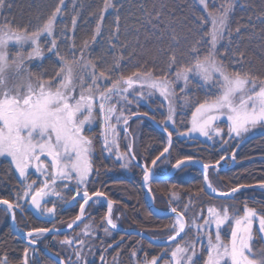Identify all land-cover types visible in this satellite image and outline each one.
Instances as JSON below:
<instances>
[{"label": "snow or ice", "instance_id": "obj_1", "mask_svg": "<svg viewBox=\"0 0 264 264\" xmlns=\"http://www.w3.org/2000/svg\"><path fill=\"white\" fill-rule=\"evenodd\" d=\"M237 3L238 0H220L219 3L217 0H195L204 15L193 17L188 35H180L174 23H163L166 5L157 8L154 4L151 11L141 5L144 13L143 19L138 21L141 27L148 25L150 32L161 41L167 34L170 41L166 53L165 49H159L167 59L165 66L159 68L161 75L156 76L157 65L149 68L146 63L132 65L135 70L124 75L131 60L130 54L126 58L125 49L131 45L120 40L122 26L118 12L107 34L111 63L103 55L100 65L91 58L90 43H99L97 38L103 35V13L116 10L111 0L103 4L91 42L83 41L79 49L75 43V17L70 30L65 26L57 32L65 0H58L50 14L34 27L15 24L14 18L10 20L4 15L12 9V0H0V167L18 173L20 180V189L13 200L0 199V206L13 221L16 210H23L25 206L41 215L54 217L57 202L69 203L65 193H74L71 201L77 204L79 211L67 228L73 229L80 224L83 228L80 238L65 237L60 242L72 251V255L67 261L57 257V264H74L73 257L75 264H88L83 253L88 247V238L95 239L93 225L84 223L86 206L90 201L99 203L106 194L99 190L91 194L88 191L94 173V140L86 133L92 132L98 117L102 123V150L114 155L116 160L122 161V167L127 168L135 162V153L131 143L126 145V152L120 151V131L128 133L131 116L149 115L148 112H133L130 106L154 103L156 99L165 102L162 123L167 133L166 146L150 162L141 165L146 183L153 179L152 169L157 161L167 158L174 132L183 138L199 135L208 141L219 139L222 145H228L233 139L240 141L255 130H264V77L244 70L245 53L237 42L243 39L242 29L254 30L255 24L250 16L247 24L237 23L232 27L231 15ZM257 19L264 23V14ZM132 31L136 33L135 44L139 45L140 28L133 25ZM182 41L187 43L186 53H181L187 56V63L178 61L177 50ZM61 46L67 49V55L61 53ZM46 61L54 64L50 73L44 67ZM225 61L233 66L231 71ZM9 71L17 77L13 86L8 83ZM193 83L203 92L202 102L189 96ZM177 85L180 86L179 95ZM187 108L192 109L190 120L181 132L175 125L178 116ZM222 121H226L227 133L220 127ZM169 124L173 126L171 131L167 127ZM121 125L124 127L120 128ZM227 158L234 160L235 152L231 157H221ZM193 161L192 156H185L173 167L179 169ZM210 168L213 166L203 165L205 188L210 194L231 199L245 187L240 184L227 192H218L208 180ZM33 175L36 179H31ZM259 187L264 190V183ZM148 191L151 192L150 187ZM194 199L196 197L190 195L182 210L171 208L172 235L161 245L166 250L151 258L144 253L143 259L136 264H264V247L254 248L256 234L259 241L264 242V214L246 203L242 215L230 213L227 206L209 205L189 219L187 213L195 207ZM115 203L107 201V213L103 218L107 225L103 227L106 236L117 228L112 215ZM50 232L59 230L53 226L26 233L28 247L22 250L19 264H30L38 239ZM189 234H192L191 240L187 239ZM131 256H137L135 249ZM100 260L103 264V254ZM0 264H10L6 253L0 255Z\"/></svg>", "mask_w": 264, "mask_h": 264}, {"label": "trees", "instance_id": "obj_2", "mask_svg": "<svg viewBox=\"0 0 264 264\" xmlns=\"http://www.w3.org/2000/svg\"><path fill=\"white\" fill-rule=\"evenodd\" d=\"M116 4V10L109 9L104 12V21L102 25L103 35L98 37L99 43L91 44V58L97 65L102 61L100 57L111 63V55L108 53L107 34L112 30L113 20L118 12L121 20V36L120 40L123 43L130 44L131 47L125 49L127 55H131L129 68L124 72V75H130L135 69L132 65L137 63H146L147 67L151 68L154 64L157 65V70L154 75H161L159 68L166 64V51L170 43L165 34V39L161 41L155 33L150 32L149 26L141 27L139 20L143 19L144 13L141 11V5L144 9L151 11L155 4L157 8L161 4L166 5L162 21L164 24L169 22L174 23L177 32L180 35H188V28L192 27V19L194 16L204 15L200 7H197L195 0H111ZM220 0H217L219 3ZM13 7L10 12H5L17 25L29 24L31 27L38 25L58 3V0H12ZM105 0H65V5L62 9V16L58 17L57 32L65 26L71 29V20L73 17L77 20L75 30V43L79 49L83 41L91 42V38L95 26L99 20V16L103 11ZM123 5L122 7L120 5ZM243 5V7L241 6ZM212 10L211 8L209 9ZM264 14V0H238L237 6L231 15V25L234 28L237 23L244 25L248 23V18L251 16L252 23L255 24V29H242L243 39L237 41L240 44L241 51L245 53L244 70L254 72L256 75L264 77V23L258 16ZM140 28L139 38L140 44L136 45L134 37L136 33L132 31V26ZM235 36V34L233 33ZM147 37V39H146ZM165 49V53H161L159 49ZM187 43L182 41L180 48L177 50L178 61L187 63V56L181 55L186 53ZM62 54L67 55V49L61 46ZM47 55V53H46ZM70 58V57H69ZM231 71L233 66L225 61ZM179 66V64H178ZM45 69L50 73L53 70L54 64L52 61H46ZM240 67V66H236ZM99 70V68H98ZM35 71V68H33ZM115 78V75L113 76ZM171 78V77H170ZM179 85H177V94L179 95ZM189 96L199 99L201 102L204 99L203 92L199 90L195 83L191 85ZM133 112H148L151 116L161 123L165 119L166 104L161 99H156L154 103H141L139 107L135 104L130 106ZM191 108L184 109L182 114L178 116L175 128L183 132L185 126L190 120ZM179 111V109H178ZM145 120V124L138 130L136 135L137 146L136 154L141 161L150 162L156 155L166 146L167 136L164 132L158 129L146 118L132 119L130 126L137 120ZM98 123L102 124L99 117ZM164 125V124H163ZM165 126V125H164ZM169 130H173L171 124L167 125ZM102 128L96 130V135L101 136ZM89 135V134H88ZM127 136V134H126ZM97 138L94 168L95 176L91 182V190H97L104 182V191L115 200L124 209L125 221L127 226H133L150 233L152 237L167 240L169 235H172L170 225L174 217L158 216L149 207L146 199V190L141 183L142 169L134 164V177L126 176L124 179H116L123 173L122 163L110 156L102 150V142ZM174 143L169 155L165 160H168L170 165L175 164L177 160L183 159L185 156L199 158L205 162H217L222 156L228 153L236 152L238 156L237 166L221 170L218 180L216 172L213 173V181L217 180L218 186L230 188L234 185H246L264 183V134L254 135L244 140L237 141L233 139L228 145L222 146L218 141L209 143L200 138H183L179 137L174 132ZM226 140V136L224 138ZM126 148V146H124ZM195 177L189 182H180L173 179L159 180L151 185V189L156 198L158 207L165 206L176 207L182 210L183 206L188 202L189 196L196 197L193 203L194 208L187 213L189 219L200 208L206 209L209 205L226 200L218 199L211 196L203 188L204 177L203 173L193 168ZM99 177V181L96 179ZM19 183L14 171H7L6 167H0V199H11L12 191L17 190L16 186ZM175 198V199H173ZM241 200L242 204L246 203L249 206L256 208L261 214H264V192H257L253 199L248 201ZM76 210L72 209L71 213ZM106 211L100 215L105 216ZM30 222L32 225H39L40 221L32 212L29 213ZM107 226L104 221L98 224V233H95V239H89L92 247H87L83 253L88 264H102L100 256L103 254L105 261L103 264H136L135 260H142L144 253L151 258L154 255H159L165 247L153 244L147 239L133 233H122L112 230L110 235H105L103 227ZM255 232V231H254ZM119 247H115L116 244ZM112 244L113 247L108 248L107 245ZM89 245V244H88ZM28 247L25 240L18 237L12 232L10 225L1 226L0 228V255L6 253L10 264H19L22 256V250ZM264 247V242L259 241L256 234V243L254 248ZM91 248L90 252L89 249ZM137 251V256L132 257V250ZM72 255V251L68 252V257ZM94 255V258H93ZM75 264V258L73 257ZM30 264H57L43 252L35 254L34 259H30Z\"/></svg>", "mask_w": 264, "mask_h": 264}, {"label": "flooded vegetation", "instance_id": "obj_3", "mask_svg": "<svg viewBox=\"0 0 264 264\" xmlns=\"http://www.w3.org/2000/svg\"><path fill=\"white\" fill-rule=\"evenodd\" d=\"M129 127H130V134L129 137H130V143L132 144L133 146V150H134V153L136 155V157L138 158L137 154H136V146H137V139H135L134 135L132 134V128L129 124ZM166 135V134H165ZM167 136V135H166ZM174 138V137H173ZM169 155V154H168ZM232 155V153H228L226 154L224 157H230ZM194 159H198V160H201L199 158H195L193 157ZM235 158H236V162H234L232 159L230 158H227V159H224V161H222V163H220V165L218 166H213V168L215 170H213V168H210L209 171H208V180L211 182V184L219 189L218 192H227L229 191L231 188L233 187H236L237 185H234L230 188H223L221 186H218V183H216V181L219 179L218 176H219V172L221 170H224V169H228V168H233L235 166H237V163H238V156L235 152ZM92 160H93V165H94V155L92 157ZM138 160L142 163L146 162V161H141L139 158ZM222 159L219 160V162L221 161ZM165 160V158H163L156 166V175L157 174V168L161 165V163H163ZM203 161V160H201ZM205 164H216L217 162H205L203 161ZM136 166H139V164H135ZM173 165H170V163L168 164L167 167H169L166 171H164V173H161L159 174V176H163L165 175L166 173H168L172 168H173ZM141 167V166H139ZM193 168H197L199 169L202 173H203V177H204V170H203V167L201 165H198L196 163H193L191 162L188 166H182L181 168L177 169L175 174L173 175V177L171 179L175 180V181H180V182H189L191 181L194 177H195V173L193 171ZM142 169V168H141ZM123 170H124V167H123ZM216 172V178L217 180L213 181V173ZM181 173L182 176L181 178H177L178 174ZM16 177L18 179V173H16ZM94 176H95V168H94V173H93V176L90 178V181L88 183V191L89 193L91 194L94 190H91V182L93 181L94 179ZM126 176H129V177H134V172L133 174L131 175H127L125 170L123 171L122 174H120L119 176H116V179H124L126 178ZM36 178L35 175H33L31 177V179H34ZM142 178H143V174H142V177H141V181H142ZM97 181H99V177L96 179ZM39 182V181H38ZM154 183V182H153ZM256 184H261V183H256ZM256 184H246L245 186H251V185H256ZM104 182H102V186L99 187V191H103L106 195L105 197L103 198H100V202L99 203H96V204H93L92 201L89 202V206H86V212H85V217H84V223H89V224H92L93 227L95 228V233H98V224H100V222L104 221V217L105 216H100L104 210L106 211L107 213V201L108 200H113L112 198H110V196L104 191ZM152 185V184H151ZM151 185H150V188H151ZM17 190L15 191H12V193H15L20 189V180H19V183L18 185L16 186ZM203 188L204 190L210 194L206 188H205V179H204V183H203ZM151 192L155 198V195L151 189ZM257 192H264V190H261L260 187H256V188H250V187H244L240 190L239 193H237L235 195L234 198H221V197H216V196H213V197H216L218 199H222V200H226L224 202H233L235 203L238 208L241 206H244V204H242L241 200H246L248 201L249 199H253L254 195L257 194ZM74 193L73 192H66L65 193V196L66 198L69 200V203L65 204L63 201H58L57 202V211H56V214L54 217H50V216H45V215H41V213L38 212L35 213L33 211V209L29 206H25V208L23 210H16L15 212V226L16 228L20 231V232H28L32 229H36V228H52L53 226L58 229L59 231H62V232H53V233H47L45 234L43 237H40L38 239V243H37V246H34L37 251L35 254H39V252H43L44 254H46L48 257H50L53 261H55L57 263V261L51 256L50 253H53L55 255H57L58 257H60L61 259L67 261L68 259V252L71 251L69 248L63 246L60 242L63 241L65 239V237H68L69 239H73V238H80V236H78L79 234L81 235V229L83 228V224H80L79 227H75L71 230H69L67 228V224L71 222V220L75 217V215L78 214V206L75 202H72L71 201V196L73 195ZM147 194V192H146ZM14 195H12L11 199L9 200H13L14 198ZM1 199H8V198H1ZM77 200H80V197H77L76 198ZM95 199V198H94ZM115 201V200H113ZM245 201V202H246ZM82 202V201H81ZM149 203V202H148ZM223 202H219V204H221ZM155 205H156V198H155ZM248 205V204H247ZM49 207H51V204L48 205ZM249 206V205H248ZM149 207H150V204H149ZM251 207V206H249ZM171 206L169 207V209H166L165 206L163 207H158L156 205V208L157 209V213L154 212V210L150 207V209L158 216H167V213L171 210ZM72 209H75L76 211L74 213H71V210ZM163 211L164 213L163 214H159L158 211ZM179 211V210H178ZM243 211V209H242ZM258 211V210H257ZM32 212L34 214V216L39 219L40 221V224L39 225H32L31 222H30V218H29V213ZM259 212V211H258ZM105 213V215H106ZM122 213V214H121ZM113 220L115 223H117L119 226H117L118 229H133L135 227L133 226H127L126 225V221H125V213H124V209H122V207L116 202L114 205H113ZM167 217H173V215L171 216H167ZM6 225H10L11 229H12V232L14 233V230L12 228V218H11V215L6 212L4 210V207L3 206H0V228L1 226H6ZM138 229V228H136ZM67 230V231H65ZM115 231H118L115 229ZM254 231H255V228H254ZM120 232V231H118ZM145 233H147L149 236L150 233L144 231ZM15 234V233H14ZM18 236V235H17ZM20 237V236H18ZM21 238V237H20ZM23 240L26 241V243L28 244L27 242V238H21ZM50 252V253H48ZM30 255V258H32L33 254L32 252L30 251L29 253Z\"/></svg>", "mask_w": 264, "mask_h": 264}, {"label": "rangeland", "instance_id": "obj_4", "mask_svg": "<svg viewBox=\"0 0 264 264\" xmlns=\"http://www.w3.org/2000/svg\"><path fill=\"white\" fill-rule=\"evenodd\" d=\"M8 83H9V86H13V85H15L16 83H17V77H16V74L13 72V71H9V73H8ZM162 100V99H161ZM98 118H97V121H96V123L93 125V130H92V132L91 133H86V134H89L90 135V137L94 140V154H95V148H96V143L98 142L97 141V138L96 137H98V135H96L97 133H96V130L99 128V127H101L102 128V124H99L98 123ZM145 124V120H142V119H140V120H137V121H135L133 124H132V134L134 135V137H135V139H136V135H138V130L139 129H141L142 128V126ZM163 125V124H162ZM164 126V125H163ZM120 128H122V127H124L123 125H121V126H119ZM220 127H222L223 129H224V131H225V133H227V127H226V121H222L221 123H220ZM258 134H264V130H255L254 131V133L253 134H249L247 137H245V138H243L242 140H244V139H247V138H249V137H252V136H254V135H258ZM226 136V140L228 139V137H227V135H225ZM194 138H200V139H202V140H204V141H207V142H209V143H216V142H218L219 141V139H216L215 141H208L206 138H204V137H201V136H199V135H195V136H193ZM98 138H100V142H102V137L99 135V137ZM225 138V137H224ZM131 141H130V137H129V135L127 134V136H126V134L123 132V131H120V138H119V147H120V151L121 152H126L127 151V148H125L124 146H126V145H128L129 143H130ZM220 142V141H219ZM222 146H224V145H222ZM110 156H114V155H110ZM115 157V156H114ZM119 162H121L122 163V161H119ZM134 162L133 163H131L127 168H124V170H125V172H126V174L127 175H131V174H133V172H134V170H135V167H134ZM168 164H169V161L168 160H166V161H164L163 163H161V165L157 168V174L159 175V174H161V173H164V171H166L169 167H167L166 168V166H168ZM166 169V170H165ZM181 176H182V174L181 173H179L178 174V176H177V178H181ZM36 177V176H35ZM34 179H36V178H34ZM39 183V182H38ZM213 186V185H212ZM73 187H74V185H73ZM214 187V186H213ZM215 188V187H214ZM215 189H217V188H215ZM217 191H219V189H217ZM146 199L148 200V201H150L151 200V197H150V195L149 194H147L146 195ZM212 206H216V207H224V206H227L228 208H229V211H230V213H237V212H239V214H243V211H242V209H243V207L244 206H241V208L239 207L238 208V206L235 204V203H233V202H223V203H221V204H219V203H214V204H211ZM158 213L159 214H163L164 212L163 211H158ZM122 214V213H121ZM174 223V219H173V222L171 223V225ZM117 224V223H116ZM171 225H170V229H171ZM117 226H119L118 224H117ZM254 228H255V226H254ZM139 230H141V229H139ZM143 231V230H142ZM95 236H96V234H94ZM222 235H223V233H222ZM78 236H80V234L78 235ZM152 237V236H151ZM152 238H154L155 240H157V241H160V242H162V240H165V239H160V238H156V237H152ZM193 237H192V234H189V236L187 237V239L188 240H191ZM89 239H91V237H89ZM89 239H88V241H89ZM225 239H227V237H225ZM89 245V247H92V243H88ZM90 250H91V248H90ZM90 250H89V252H90ZM165 250H163L162 252H164ZM93 258H94V255H93ZM91 258H89L88 259V261L90 260ZM137 260H135V262H136Z\"/></svg>", "mask_w": 264, "mask_h": 264}, {"label": "water", "instance_id": "obj_5", "mask_svg": "<svg viewBox=\"0 0 264 264\" xmlns=\"http://www.w3.org/2000/svg\"><path fill=\"white\" fill-rule=\"evenodd\" d=\"M140 114H143V112H139ZM136 118H146L147 120H149L152 124H154L158 129H160L162 132H164L166 135H167V133L164 131V127L165 126H163L162 124H160L156 119H153L152 118V116L149 114L148 115V117H143L142 115L141 116H139V117H137V116H132V117H130V119H129V123L132 121V119H136ZM128 128H129V131H128V133L127 134H130V127L128 126ZM131 135V134H130ZM132 136V135H131ZM173 143H174V138H173ZM172 146H173V144H172ZM172 149V148H171ZM171 149H170V151H169V153L171 152ZM132 151L134 152V150H133V146H132ZM169 153H167L166 154V156L169 154ZM231 157V156H230ZM164 157H161V160L163 159ZM161 160H159V161H157V164L161 161ZM233 160V159H232ZM222 161H224V159H222L220 162H219V164H209V165H212V166H218V165H220V163H222ZM234 162H236V158L233 160ZM135 162L137 163V164H139V166H141L143 163H141V162H139V160L137 159V157H136V155H135ZM193 163H196V164H198V165H201L202 167H203V165L205 164L203 161H201V160H198V159H194V161H193ZM157 166V165H156ZM176 168H172L168 173H166L165 175H163V176H157L156 175V167L155 168H153L152 169V172H153V179L152 180H150L149 182H144L143 181V178H142V184H143V186H144V188H145V190H146V192H147V194H149L150 196H151V201H150V207L154 210V212L155 213H157L155 210V208H156V205H155V198H154V196H153V194H152V192H150L149 193V191H148V188H149V186L153 183V182H156V181H159V180H167V179H171L172 177H173V175L175 174V172H176ZM245 187H252V188H256V187H259V184H256V185H251V186H245ZM207 190V189H206ZM208 191V190H207ZM209 192V191H208ZM212 195V194H211ZM214 196V195H213ZM216 197H219V196H216ZM221 198H224V197H221ZM33 209V208H32ZM33 211L35 212V213H37L38 214V211H36L35 209H33ZM171 215H173L172 213H171V211H169L168 213H167V216H171ZM76 226H74L73 228H75ZM12 228H13V230H14V233L16 234V235H18V236H20L21 238H26V233L27 232H20L17 228H16V226H15V221H13L12 220ZM69 230H71V229H69ZM116 230H118V231H120V232H122V233H133V234H137V235H139V236H141V237H143V238H145V239H147L148 241H150L151 243H153V244H158V245H162V244H164V242H160V241H157V240H155V239H153L151 236H149L147 233H145L144 231H142V230H139V229H136V228H133V229H118V228H116ZM65 231H67V230H65ZM59 232H62V231H59ZM50 233H53V232H50ZM179 239V238H178ZM27 242H28V240H27ZM35 246H37V244L35 245ZM48 253H50V252H48ZM51 254V256L57 261V255H55V254H53V253H50ZM59 259H61L60 257H58ZM61 260H63V259H61Z\"/></svg>", "mask_w": 264, "mask_h": 264}, {"label": "bare ground", "instance_id": "obj_6", "mask_svg": "<svg viewBox=\"0 0 264 264\" xmlns=\"http://www.w3.org/2000/svg\"><path fill=\"white\" fill-rule=\"evenodd\" d=\"M131 117H132V116H131ZM152 117H153V116H152ZM136 119H138V118H136ZM131 122H132V121H131ZM131 122H130V123H131ZM130 123H129V124H130ZM128 126H129V125H128ZM137 159H138V158H137ZM139 162H140V161H139ZM134 163L137 164L136 162H134ZM141 163H142V162H141ZM138 167H139V166H138ZM139 168H141V167H139ZM141 183H142V181H141ZM142 185H143V184H142ZM143 187H144V186H143ZM146 195H147V194H146ZM150 197H151V196H150ZM147 201H148V200H147ZM148 202H149V201H148ZM156 211H157V209H156Z\"/></svg>", "mask_w": 264, "mask_h": 264}]
</instances>
